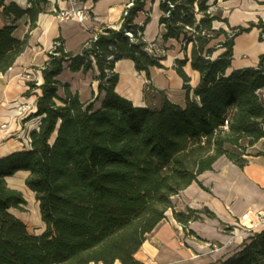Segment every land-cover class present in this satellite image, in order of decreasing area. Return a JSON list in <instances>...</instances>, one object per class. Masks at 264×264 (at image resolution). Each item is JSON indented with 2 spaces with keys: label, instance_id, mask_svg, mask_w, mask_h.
<instances>
[{
  "label": "trees",
  "instance_id": "obj_1",
  "mask_svg": "<svg viewBox=\"0 0 264 264\" xmlns=\"http://www.w3.org/2000/svg\"><path fill=\"white\" fill-rule=\"evenodd\" d=\"M147 1L135 0L119 30L103 28L78 53L67 51L62 38L54 41L41 68L44 83L34 114L41 121L31 134L30 150L0 158V264H143L135 256L169 210L184 229L192 220L174 210L173 198L199 183L221 158L245 168L250 149L264 139V54L257 67L228 72L235 38L257 28L262 39L264 21L230 27L226 18L213 14L209 0H159L161 41L176 40L185 55L175 61L187 93L184 108L165 96L158 107H135L116 92L114 68L120 60H132L148 80L150 68H165L167 48L145 41L150 17L134 24ZM47 3L31 0L23 9L0 0V74L25 52ZM24 17L29 30L17 39ZM188 61L200 75L195 88L184 71ZM66 63L71 72L97 67L98 95L91 102H81L58 81ZM21 171L29 173L25 184L45 224L40 235L31 234L11 212L28 204L7 184ZM219 264H264V229Z\"/></svg>",
  "mask_w": 264,
  "mask_h": 264
},
{
  "label": "crops",
  "instance_id": "obj_2",
  "mask_svg": "<svg viewBox=\"0 0 264 264\" xmlns=\"http://www.w3.org/2000/svg\"><path fill=\"white\" fill-rule=\"evenodd\" d=\"M30 1L5 0L7 5L16 3L23 9L29 6ZM127 2L128 0H48L44 12L38 17L36 28L30 33L25 52L7 73L0 74V158L30 150L31 134L39 130L41 121L40 117H34L37 112V99L42 95L39 87L44 83L41 68L48 59L54 41L62 38L67 51L80 52L83 45L103 28L121 27ZM83 7L90 10V19L85 22L77 19L60 21L57 16L59 11ZM221 8L223 18L228 20L230 27H246L251 22L264 21V0L222 1ZM148 17L150 21L145 26V41L156 42L159 48L166 47L164 56L167 57L169 48L180 44L176 40H170L167 44L161 41L163 28L159 24V0H148L145 12L138 14L134 24L143 25ZM29 24L28 17L20 20L14 33L17 39L25 37ZM219 24L228 29L226 25ZM260 32L254 28L251 32L235 38L229 73L236 69L258 66L260 56L264 54V40L260 39ZM179 53L175 61L185 59L181 46ZM165 61L162 62L163 65ZM68 66L66 63L63 73L57 78L58 81L67 84L73 94H78L81 102H91L98 95V84L94 80L99 73L97 67L94 66L91 71L84 73L71 72ZM164 66L165 68H150L151 79L148 80L145 73L136 70L132 60L118 61L114 68L119 76L116 92L131 101L135 107H158L161 100L160 103H152L146 98L147 92H156L161 95L160 99L165 96L173 104L184 108L187 96L184 80L177 73L175 64ZM184 71L190 78V86L195 88L200 82V75L192 69L190 61L186 63ZM30 82H35L37 88L31 91ZM58 94L60 97L65 96L62 88H59ZM102 98L103 94L100 102L96 104L97 108L101 106ZM22 104H27L32 109L27 117L19 119L15 107ZM250 153L249 164L243 169L226 158L219 159L213 171L199 177V183H193L173 198L174 210L191 215L192 220L187 227L192 235L204 241L223 243L225 250L211 252L194 238H186L183 227L175 220L173 210H170L166 213V219L138 251L136 259L143 264H219L240 251L249 236L239 249L226 256L232 245L222 229L228 228V225L234 224L250 212L264 213V139L251 148ZM19 173L26 178L29 175L24 171L17 174ZM13 177L7 178V182ZM197 254L200 256H196Z\"/></svg>",
  "mask_w": 264,
  "mask_h": 264
},
{
  "label": "rangeland",
  "instance_id": "obj_3",
  "mask_svg": "<svg viewBox=\"0 0 264 264\" xmlns=\"http://www.w3.org/2000/svg\"><path fill=\"white\" fill-rule=\"evenodd\" d=\"M221 4H222V0H209V5L212 6L211 8H212L213 14L223 17V11L221 8ZM222 26L223 25H221L219 23H215L216 28H220ZM223 27H225V26H223ZM262 40H264V39H262ZM217 43L218 42L215 41L212 45H217ZM179 48H180V46H172L169 48V52L167 53L168 56L165 59L166 61H165L164 65L175 64L176 57L178 55H180ZM188 53H189V57H190V49H189ZM162 55H165V54L163 53ZM215 56H217V53ZM181 57H183V56H181ZM97 84H98V82H97ZM97 92H98V89H97ZM160 96L161 95L159 93H156V92L155 93L147 92V94H146V98L152 103H154V102L160 103V100H161ZM154 107H156V106H154ZM31 109H32V107L27 105V104L26 105H23V104L22 105H16V107H15V110L17 111L19 119L23 118V117H27L28 114L31 112ZM26 179L27 178L24 174L19 173V174L15 175L9 183L7 182L8 186L10 188L20 191L28 203L26 206H23L20 209H12L11 212L27 224L29 232L31 234L40 235L45 230V224L41 220L39 204L35 199V194L32 191H30L25 184ZM259 212H261V211H259ZM259 212H255V213L252 212V215L250 216L251 222L247 223L246 221L244 222L241 220H237L234 222V224L228 225V228L222 229L223 234H225L229 238V243L232 245L231 251L228 252L227 254H225L226 256L228 254L231 255L233 252H235L237 249H239L241 247L243 241L248 236H250L252 233L258 232V231L264 229V219L262 222V220H259L256 217L257 213H259ZM263 215H264V213H263ZM259 222H261V224L258 225ZM183 230H184V234H185L186 238H194L195 240H197L200 243L207 246L211 252H214L216 250H220V251L225 250L226 246L223 243H220L217 241L210 242V241L201 240V239L195 237L194 235H192V233L190 232L188 227H186L185 229L183 228ZM196 256H200V255L197 254ZM116 263H119V262H116Z\"/></svg>",
  "mask_w": 264,
  "mask_h": 264
},
{
  "label": "built area",
  "instance_id": "obj_4",
  "mask_svg": "<svg viewBox=\"0 0 264 264\" xmlns=\"http://www.w3.org/2000/svg\"><path fill=\"white\" fill-rule=\"evenodd\" d=\"M134 3H135V0H128L126 6L124 8L122 18H125L128 16L129 10L134 6ZM57 16L60 19V21L69 20V19H77L80 22H85L88 19H90V10L86 7L79 8V9L73 8L70 10L59 11L57 13ZM102 30H100L99 32H97L93 35L94 40H97V37H98L97 34L102 33L103 32ZM117 30H119V29H117ZM126 36L129 37L133 41L132 32H129V31L126 32ZM262 39H264V33H262ZM251 215H252V212L244 215L240 220L244 221V222L245 221L251 222V220H250ZM256 217L259 220H262V222H263V219H264L263 212L257 213ZM248 218H249V220H248ZM259 224H261V222H259L258 225Z\"/></svg>",
  "mask_w": 264,
  "mask_h": 264
},
{
  "label": "bare ground",
  "instance_id": "obj_5",
  "mask_svg": "<svg viewBox=\"0 0 264 264\" xmlns=\"http://www.w3.org/2000/svg\"><path fill=\"white\" fill-rule=\"evenodd\" d=\"M248 220H249V218H248ZM247 223L249 222V221H246Z\"/></svg>",
  "mask_w": 264,
  "mask_h": 264
}]
</instances>
